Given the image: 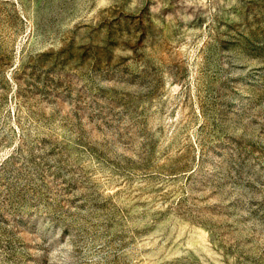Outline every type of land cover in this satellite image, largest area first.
<instances>
[{"label":"rangeland","instance_id":"1","mask_svg":"<svg viewBox=\"0 0 264 264\" xmlns=\"http://www.w3.org/2000/svg\"><path fill=\"white\" fill-rule=\"evenodd\" d=\"M0 264H264V0H0Z\"/></svg>","mask_w":264,"mask_h":264}]
</instances>
